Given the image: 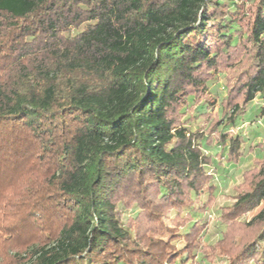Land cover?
<instances>
[{
  "label": "trees",
  "instance_id": "obj_1",
  "mask_svg": "<svg viewBox=\"0 0 264 264\" xmlns=\"http://www.w3.org/2000/svg\"><path fill=\"white\" fill-rule=\"evenodd\" d=\"M237 2L0 0V264H264V146L205 240L264 97V0L248 31Z\"/></svg>",
  "mask_w": 264,
  "mask_h": 264
},
{
  "label": "rangeland",
  "instance_id": "obj_2",
  "mask_svg": "<svg viewBox=\"0 0 264 264\" xmlns=\"http://www.w3.org/2000/svg\"><path fill=\"white\" fill-rule=\"evenodd\" d=\"M237 5L232 8L238 9L240 13V18L237 21L238 29H242V31H248L251 27L253 18L257 8L260 5V0H236ZM213 12V9L209 10V15ZM188 42H186V46L184 47L182 53L184 55H191L192 51L197 49H203L208 52H213L221 43V39L218 35V26L213 19H210L207 23L206 28H197L194 33L188 36ZM225 73L218 75L217 80L218 83L224 87L225 85ZM162 83V82H161ZM157 88L161 87V84L158 82L156 84ZM225 91V87L223 88ZM264 97L257 96L254 102L250 106V111L254 112V117L249 118L244 121L238 128H236L237 132L241 133V135L245 139L244 143V154L238 163H227L225 161H221V164L218 166H210L209 171L213 174L215 181L218 184V189L216 192V201L215 204L206 212L208 214V218L210 219V227L209 231L205 234V240L209 242H214L217 238L220 237V233L217 232L214 227L217 222V217L220 214L221 208L223 206L229 205L234 201L235 195V184H237L241 180L242 173L245 170H248L254 167L256 158L261 157V147L264 146ZM214 112L217 111V107H215ZM255 145L253 150L248 149L249 144ZM259 145V146H258ZM219 161V160H216ZM206 194L202 196V200L205 201ZM129 202V201H128ZM128 204V203H127ZM130 204L123 216V220L138 222V220L134 217L133 208ZM256 211L245 215L246 219H249ZM176 213L171 211L166 214V220L168 223L169 219H174ZM201 217L198 211L195 212V218Z\"/></svg>",
  "mask_w": 264,
  "mask_h": 264
}]
</instances>
